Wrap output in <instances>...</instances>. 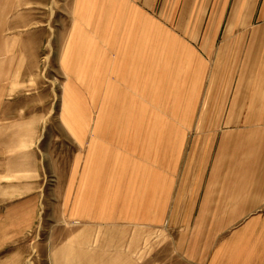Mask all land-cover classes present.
Listing matches in <instances>:
<instances>
[{
  "label": "rangeland",
  "instance_id": "rangeland-1",
  "mask_svg": "<svg viewBox=\"0 0 264 264\" xmlns=\"http://www.w3.org/2000/svg\"><path fill=\"white\" fill-rule=\"evenodd\" d=\"M262 7L263 0H158L159 19L179 31L182 62L193 51L194 99L183 88L165 97L162 81L154 97L128 98L120 114H110L113 99L93 96L92 83L80 80L89 66L78 73V66L67 71L61 63L63 52L71 55L93 37L76 35L74 0H0V264H192L178 247L183 230L173 191L203 184L225 134L264 125V67L246 56ZM109 121L148 129L141 139L113 145L118 178L105 181L136 193L157 181L170 193L164 214L149 227L140 226L141 203L130 206L132 242L109 232L115 226H86L123 216L92 209L88 188L98 180L90 173L94 161L114 144L96 126ZM173 122L186 127L180 157L161 162L166 178L157 179L156 137Z\"/></svg>",
  "mask_w": 264,
  "mask_h": 264
},
{
  "label": "crops",
  "instance_id": "crops-1",
  "mask_svg": "<svg viewBox=\"0 0 264 264\" xmlns=\"http://www.w3.org/2000/svg\"><path fill=\"white\" fill-rule=\"evenodd\" d=\"M157 2L74 0L76 35L91 34L93 37L90 41L91 37L86 36L83 45L78 43L73 46V54L63 52L61 63L67 71L72 66H78V73L83 66H89L80 80L85 85L92 83L93 96L113 99L109 105L110 114H120L128 98L154 97L160 88L157 83L162 81L161 88L167 91L165 97L183 88L188 91L189 97L193 92L194 99L195 89L190 85L191 78L196 76L193 51L187 54V61L182 62L178 50L179 31L166 28L159 19V12L154 11ZM255 17L257 21L251 29V48L248 46L246 56L257 59L254 64L264 67V7L255 13ZM102 35L105 37L102 38ZM184 49L191 51V45L185 44ZM182 80H186L184 85H181ZM168 124L169 127L162 128L164 132L156 137V142L153 140L160 146L154 155L157 179L166 178L167 167L160 166L161 162L166 164V158L179 160L181 129L186 128L181 126V122ZM143 125L129 121L96 124L98 129L109 131L105 139L114 144L103 147V155L94 161L90 173L98 180L88 187L93 194L92 209L110 208L121 211L123 216L109 214L108 219L119 221H94L86 226H115L109 232L123 233V240L130 239L131 242L129 227L134 223L126 217V213L134 202L141 203V227L158 223L159 217L164 214L162 211L169 205V190L157 181L151 185L148 183L146 188L141 187L137 196H134L137 193L131 186L105 181L110 176L118 178V171L111 165L116 159L113 145L116 142L130 144L141 139L142 131L148 129ZM166 130H173V133H165ZM212 158L209 173L202 176L203 184L179 187L178 191H173L172 202L180 206L179 225L183 230L178 247L183 257L192 264H264V125L253 129L241 128L237 133L228 132L220 139ZM147 159L149 161V157ZM167 170L170 171V168ZM86 171L89 170H83L84 173ZM102 193L109 196L102 200L95 197ZM156 215V222H150V217L154 219ZM89 219L94 218L90 215Z\"/></svg>",
  "mask_w": 264,
  "mask_h": 264
}]
</instances>
